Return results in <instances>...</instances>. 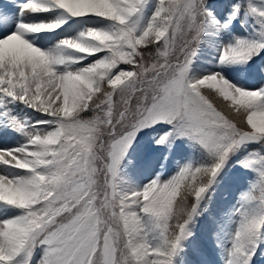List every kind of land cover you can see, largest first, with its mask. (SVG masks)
Returning <instances> with one entry per match:
<instances>
[{"label":"snow or ice","instance_id":"1","mask_svg":"<svg viewBox=\"0 0 264 264\" xmlns=\"http://www.w3.org/2000/svg\"><path fill=\"white\" fill-rule=\"evenodd\" d=\"M14 4L0 3V122L23 140L0 147V205L19 210L0 211V264H173L225 162L249 146L237 162L253 179L218 243L225 264H251L264 240V83L191 71L204 36L241 11L255 34L221 44L218 62L264 51V0H234L226 21L207 0ZM157 124L170 127L156 144L187 139L207 159L132 186L121 164Z\"/></svg>","mask_w":264,"mask_h":264},{"label":"rangeland","instance_id":"2","mask_svg":"<svg viewBox=\"0 0 264 264\" xmlns=\"http://www.w3.org/2000/svg\"><path fill=\"white\" fill-rule=\"evenodd\" d=\"M254 2L260 4L262 0H254ZM0 3L8 6V0H0ZM20 3L22 0H15L10 10L18 11ZM207 3L217 17L226 21L234 0H207ZM150 11L151 9H148L149 13ZM255 27L254 18L245 16L241 11L229 26L219 32L206 34L199 45L191 74L198 77L211 71H219L233 83L244 86L264 83V51L246 64L221 65L218 62L221 44L232 42L236 36L254 35ZM15 112L32 120L44 118L40 113L33 112L23 105H17ZM169 127L166 124H157L137 134L121 164V175L128 184L142 187L157 174H160L162 179H167L178 171L179 166L190 160L199 163L207 159L203 150L187 139H175L170 145L156 144L158 135L163 134ZM22 140V136L0 122V147H12ZM250 149H242L225 162L216 177V182L209 189L208 197L201 202L206 207L194 218L195 233L189 235L181 244L176 256L173 257V263L225 264L224 252L218 240L224 242L226 233L234 229V220L230 218L232 210L237 206L241 193L248 189L253 179L254 174L237 162L242 158V153ZM256 194L258 195V192ZM0 211L15 214L19 210L0 205ZM38 257L39 250L35 258ZM251 264H264V240L255 249Z\"/></svg>","mask_w":264,"mask_h":264}]
</instances>
